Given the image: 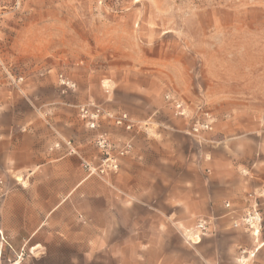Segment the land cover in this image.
Returning a JSON list of instances; mask_svg holds the SVG:
<instances>
[{"label":"rangeland","instance_id":"rangeland-1","mask_svg":"<svg viewBox=\"0 0 264 264\" xmlns=\"http://www.w3.org/2000/svg\"><path fill=\"white\" fill-rule=\"evenodd\" d=\"M168 92L191 108L201 105L210 111L213 125L227 119L228 105H247L264 117V0H0V205L27 184L6 160L15 143L50 151L52 125L70 136L94 133L96 152L81 158L84 171L83 159L101 163V135L116 147L132 143L120 163L136 143L144 151L146 136L152 144L148 155L153 170L164 138L170 161L156 170L173 176L170 162L181 157L187 161L199 147L198 139L214 127L199 136L188 133L190 118L174 114L165 99ZM84 106L103 110L96 128L82 116ZM107 112L128 113L134 127L116 125ZM70 136L60 135L53 146L61 142L62 147L70 139L77 153ZM113 172L85 171L99 178ZM254 195L241 220L253 238L255 229L258 236L264 230V202L261 194ZM248 213L260 218L252 227L243 220ZM197 223H171L167 263H230L227 230L218 231L207 220L200 242L188 240L184 233ZM47 243L35 253L25 249L11 254L4 247L0 264H116L101 252L84 258L72 244ZM239 259L235 264H255L251 252ZM158 262L156 252L136 264Z\"/></svg>","mask_w":264,"mask_h":264},{"label":"crops","instance_id":"crops-1","mask_svg":"<svg viewBox=\"0 0 264 264\" xmlns=\"http://www.w3.org/2000/svg\"><path fill=\"white\" fill-rule=\"evenodd\" d=\"M213 127L198 139L199 147L187 161L170 162L175 167L170 177L156 170L170 161L164 138L156 169L148 155L151 141L143 136L144 151L136 143L119 170L103 178L90 177L81 167V158L96 152L93 132L70 136L52 125V146L45 152L15 143L6 160L27 184L0 205V261L4 247L11 254L35 253L45 242L49 247L66 242L84 258L101 252L116 264H136L157 252L158 264H168L171 223L188 226L206 219L218 231L227 230V264L240 261L243 252H251L255 264H264V230L253 238L241 225L254 193L264 202V117L247 105H228L227 119ZM63 134L74 137L77 153L53 146ZM133 138L139 142L142 137Z\"/></svg>","mask_w":264,"mask_h":264},{"label":"built area","instance_id":"built-area-1","mask_svg":"<svg viewBox=\"0 0 264 264\" xmlns=\"http://www.w3.org/2000/svg\"><path fill=\"white\" fill-rule=\"evenodd\" d=\"M65 82L66 81L63 80V83ZM165 99L172 106L176 116L190 118L188 133L199 136L204 132H211L213 130V123L215 121L213 114L210 111L203 110L201 105L191 108L189 104H187L183 99L170 92L165 94ZM81 111L82 116L87 119V124L90 128H96L99 125L98 121L100 116L104 114L103 110L99 107L89 109L88 106H84ZM105 116L111 119L116 125L123 126L127 130H130L134 127V122L126 112L120 114L107 112L105 113ZM63 144L68 148V153H76V147L70 139H64ZM60 145L61 142H58L56 147H60ZM97 145L102 152L101 163L96 166L89 160H82V166L89 175L93 173L106 174L110 171H118L120 167V158L128 154L132 149V143L130 141L125 142L122 146L116 147L104 135L99 137L97 140ZM115 149L116 153H114ZM251 218L254 219V224L255 221H260L259 217L256 219V216L252 215V213H248L247 217H245L243 220L251 227ZM206 230L207 220L201 219L194 228L187 229L184 235L188 240H192L194 237L198 240H201L200 235L205 234Z\"/></svg>","mask_w":264,"mask_h":264},{"label":"bare ground","instance_id":"bare-ground-1","mask_svg":"<svg viewBox=\"0 0 264 264\" xmlns=\"http://www.w3.org/2000/svg\"><path fill=\"white\" fill-rule=\"evenodd\" d=\"M256 219H258V216H256ZM250 223H251L252 225H254V219H253V218L250 219ZM254 233H259V230L256 229V230L254 231ZM198 241H200V239L197 240V242H198ZM0 253H1V248H0Z\"/></svg>","mask_w":264,"mask_h":264}]
</instances>
